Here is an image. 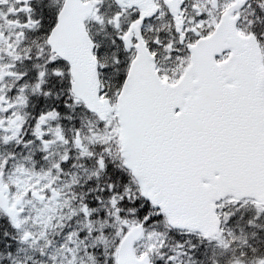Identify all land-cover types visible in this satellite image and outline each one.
I'll use <instances>...</instances> for the list:
<instances>
[{
  "label": "snow or ice",
  "instance_id": "snow-or-ice-1",
  "mask_svg": "<svg viewBox=\"0 0 264 264\" xmlns=\"http://www.w3.org/2000/svg\"><path fill=\"white\" fill-rule=\"evenodd\" d=\"M0 264H264V0H0Z\"/></svg>",
  "mask_w": 264,
  "mask_h": 264
}]
</instances>
